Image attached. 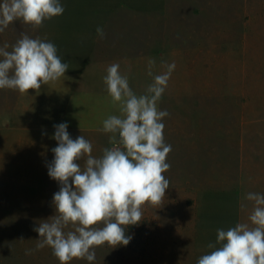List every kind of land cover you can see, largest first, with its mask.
<instances>
[{
    "label": "rangeland",
    "instance_id": "1",
    "mask_svg": "<svg viewBox=\"0 0 264 264\" xmlns=\"http://www.w3.org/2000/svg\"><path fill=\"white\" fill-rule=\"evenodd\" d=\"M170 14L165 37L175 47L186 45L180 58L185 84L201 91L186 98L201 101L186 103L193 127L186 134L197 142L173 145L164 135L172 151L163 204L145 205L142 221L126 229L130 243L97 247L92 264H197L218 228L226 230L236 219L247 222L252 202L245 194L264 193V0H178ZM30 27L10 24L0 33V46L14 44L22 32L34 38L23 31ZM18 97V91L0 89V264H60L49 247L26 254L39 239L33 229L55 214L59 184L47 165L57 141L49 127L24 128L41 119L33 109L20 114ZM68 132L72 139L90 140L95 156L112 146L111 134ZM207 195L208 222L199 224L197 207Z\"/></svg>",
    "mask_w": 264,
    "mask_h": 264
},
{
    "label": "clouds",
    "instance_id": "2",
    "mask_svg": "<svg viewBox=\"0 0 264 264\" xmlns=\"http://www.w3.org/2000/svg\"><path fill=\"white\" fill-rule=\"evenodd\" d=\"M64 11L61 0H0V33L16 21L40 29ZM96 34L105 36L100 26ZM155 64L154 59L148 60L152 83L140 95L120 72L119 63L107 67L103 82L112 101L119 104L120 115L102 122L101 130L111 134L112 145L102 155H93V144L83 135L72 139L66 122L54 125L52 138L57 146L51 149L54 159L47 169L59 184L52 198L55 214L33 229L39 239L26 254L49 247L60 264L74 259L92 264L97 247L130 243L132 236L126 229L142 221L145 205L160 208L163 204L170 187L164 173L171 167L167 157L172 146L165 142L163 123L170 114L160 110L158 103L176 65L162 61L163 71L154 75ZM69 67L46 36L32 38L22 32L14 44L0 46V89L38 93L42 85L65 77ZM244 199L252 202L247 222L218 228L215 241L208 243L209 251L197 264H264V193L248 192Z\"/></svg>",
    "mask_w": 264,
    "mask_h": 264
},
{
    "label": "crops",
    "instance_id": "3",
    "mask_svg": "<svg viewBox=\"0 0 264 264\" xmlns=\"http://www.w3.org/2000/svg\"><path fill=\"white\" fill-rule=\"evenodd\" d=\"M172 1L178 0H61L65 7L61 16L45 21L40 29L25 28L23 31L34 33V38L46 36L53 42L58 55L70 67L65 77L42 85L38 93L32 89L28 94L19 93L20 114L32 113L29 110L33 109L41 119L24 128L55 130L54 125L66 122L68 131L106 134L101 130L103 120L120 115L119 104L112 101L103 82L107 67L119 63L120 72L127 75L130 87L140 95L152 83V77L147 75L151 58L156 61L154 75L163 71L162 61L176 65L158 103L160 110L170 114L163 120L166 140L173 145L195 144L192 138L196 136L186 134L192 127L186 103L201 101L186 98L201 96V91L188 90L185 84L187 73L181 71L180 58L186 56V45L175 47L167 40L169 35L165 37L170 32ZM97 26L104 30L102 39L96 34ZM156 34H163V38ZM208 199L210 196H203L197 207L199 224L208 222L203 220ZM237 222L234 220V225Z\"/></svg>",
    "mask_w": 264,
    "mask_h": 264
}]
</instances>
